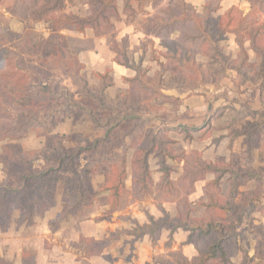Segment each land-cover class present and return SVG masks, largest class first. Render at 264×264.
Returning a JSON list of instances; mask_svg holds the SVG:
<instances>
[{"label":"trees","instance_id":"obj_1","mask_svg":"<svg viewBox=\"0 0 264 264\" xmlns=\"http://www.w3.org/2000/svg\"><path fill=\"white\" fill-rule=\"evenodd\" d=\"M17 1L20 5H33L34 17L44 20L53 18L59 28L80 34L91 30L97 36H104L115 22L121 21L119 0H87L89 15L86 17L75 14L58 17L66 7V1L75 0ZM143 2L122 0L123 12L129 13L132 18L137 17L144 12ZM249 3L264 16V0H249ZM153 10L144 26V34L160 41L161 51L152 56V61L159 67L154 79L161 81L167 75L178 77V80H173L178 86L186 83L193 89L219 84L229 72H236L239 80H234V84L239 88L247 77L243 71L250 67L251 50L256 59L250 80L264 89V21L259 23L253 20L252 15H245L235 7L218 15L221 3L216 0H207L203 12L190 8L187 0H172L170 4L156 0ZM15 12V9L11 10V13ZM231 35L236 37L239 48L235 56L227 55L223 45ZM245 42L249 44V49ZM64 51L68 59L66 73L79 88L76 95L90 99L95 107L83 105L66 89H53L49 95L42 92L34 94L31 91L36 87L30 75L32 70L22 65L18 55L9 56L4 52L6 55L0 54V65L5 62L9 69L8 72H0V95L6 94L4 86H13L17 97H27L30 102L17 114L0 118V142L24 139L31 134L39 139L46 138L52 121L72 112L83 113L82 122L90 121L104 134L94 141L85 140L84 145L76 148H67L60 140L55 142L53 148L21 149L16 152L6 148L2 157L6 161L8 176L15 184L5 182L0 185V227L10 226L15 212L19 213V225L33 227L36 215L44 216L56 203L58 183L64 185L61 199L64 210L58 221L63 222L82 213L95 200L91 191L92 176L101 166L109 165L110 173L103 191L109 195L110 211H123L131 204L150 198L155 191L162 203H178L181 208L176 216H172L161 207L162 217L148 215L149 222L145 225L133 221L132 230L115 231L102 241L86 240L88 256L102 255L112 242L125 236L133 238L129 242L132 247L145 237H149L154 246L163 231L171 233V240L175 233L184 231L189 234L188 244L197 246L206 241L205 248L197 247L198 255L192 260L182 252H176L172 260L162 264H235L233 260L239 255H242V264H264V225L257 224L256 218L257 214H264V180L252 168L209 162L198 151L177 152L175 146L178 141L170 136L176 133L182 136L183 141L192 142L194 133L202 132V140L211 138L216 130L210 121L214 119V113L202 128L178 124L176 127L146 129L154 120L145 117L158 110L152 106V101L163 96L165 88L152 84L154 79L149 76L150 70L144 67L145 52L135 59L126 50L116 51L118 56L115 63L134 71L136 75L123 79L128 85L127 91L109 99L107 90L113 85L109 81L111 71L96 73L98 87L92 90L88 79L82 74L85 65L77 56L69 54L67 49ZM199 57L205 61H200ZM42 87L48 90L47 85ZM59 92L66 97V104L58 109L51 108V101L59 96ZM44 112L45 116L41 119L40 115ZM238 115L259 116L262 121L254 126L248 124L249 128L241 131L234 130L232 123L218 130H228L231 143L237 137L245 136L246 153L251 156L252 142L259 133L258 126L264 125V115L258 111L240 112ZM165 122L161 119L162 124ZM222 139L219 137L215 141ZM130 152H133L131 190L126 185ZM151 158L156 160L161 174L156 187ZM81 160H86L87 164L79 170ZM40 161L44 165L39 170H29ZM176 164H183V173L174 180L173 175L178 173ZM209 176H214V179L204 187L205 199L200 202L204 214L195 217L190 196L195 192L196 184ZM224 180L229 182L225 196L221 194ZM252 182L255 184L254 194H241L240 187ZM250 237L255 242L254 247Z\"/></svg>","mask_w":264,"mask_h":264},{"label":"rangeland","instance_id":"obj_2","mask_svg":"<svg viewBox=\"0 0 264 264\" xmlns=\"http://www.w3.org/2000/svg\"><path fill=\"white\" fill-rule=\"evenodd\" d=\"M156 0H144L143 2V13H140L137 17H130L129 13L123 12L122 0H120V8L121 12V21L115 22L114 26L108 30V33L104 36H97L94 32L86 31L84 34H76L68 29H64L63 27H58L55 24V20L51 19H40L38 16L34 17V7L31 4L20 5L17 0H0V54H5L9 56L18 55L21 58L22 65L32 70L31 79L36 87H34L31 91L34 94H38L42 92L43 94H50L51 90H55L57 88L66 89L70 93L74 94V98L77 101H80L83 105H93L92 101L88 98H82L77 94L79 92V88L73 83L68 74L66 73L65 65L68 61L66 52L67 49L69 54L78 57V51H93L95 49V44H105L108 48L111 49L113 53L116 54V58L118 54L116 51L126 50L128 55L132 58L139 57L140 54L145 52V60L144 67L150 70V77L155 78L157 72H159V67L156 62L152 61V56L154 53L161 51L160 45H156L154 42V38L146 37L144 34V26L149 18L154 12L153 5ZM207 0H187V3L190 8L198 9L201 6H204ZM221 3V0H216ZM172 0H164L165 4H170ZM204 2V4H203ZM250 4V3H249ZM200 6V7H199ZM226 6V5H225ZM224 6V7H225ZM136 8V7H135ZM238 8V7H235ZM15 9V14L11 13V10ZM241 12L245 15L250 14L253 17V20L258 21L259 23L264 21V16L262 13L258 12L257 9L253 8L250 4V11L246 13L245 9L241 10ZM203 12V11H202ZM225 13V12H224ZM68 14H75L81 17H86L89 15V7L87 5V0H75L73 2L66 1V7L61 10L58 14L59 16H64ZM223 14V12H219L218 15ZM122 16H125L122 18ZM130 27V28H127ZM59 28V29H58ZM88 32V33H87ZM127 32H130V36ZM132 32V33H131ZM133 34V35H132ZM127 35V36H126ZM61 36V37H59ZM233 37L228 38L227 42L223 45L225 46V51L227 55L235 56L239 51L238 45L236 43V38ZM103 39H107V41H103ZM158 40V39H156ZM160 42V41H159ZM246 47L248 43L245 42ZM5 54V55H6ZM93 55V54H92ZM95 58L94 56H92ZM79 58V57H78ZM91 59L93 65L85 66L82 74L88 79L90 88L93 90L98 87V80L95 77L96 73H104L106 70L111 71V75L109 81L113 84L110 90V97H115L119 95L121 92V87H128L124 81L121 80V73L115 72L112 69V59L111 55L108 56L107 62L108 65H100L101 63L98 58ZM199 60L204 62L205 59L199 57ZM115 61V59H114ZM103 64V63H101ZM105 64V63H104ZM250 64V62H249ZM251 64L250 67L243 71L244 75H247L246 80L241 87H237L234 84V80H239V74L235 72H229L227 78H225L221 83L212 85L209 84L206 87H196L189 88V85L186 83H181L180 86L177 85L173 80H178V77H171L167 75L165 79L158 81L154 79L153 85L160 86L165 88L163 91V96L158 97L154 101H152V106L156 107L158 110L155 114H151L146 116L145 118H150L154 120L153 124L147 125L146 129L164 127V126H177L181 123V119L188 116V112L181 113L183 111L180 110V97L181 98H194V97H202L203 101L206 99L211 106H220L214 108V118L215 120H210L212 126L216 129L211 138L207 140H202L201 134L202 132L194 133V140L192 142L187 143L186 146L180 144L179 146H175V150L177 152H192L198 151L202 154L203 151L209 150V147H213L212 144H217L215 152L216 157L213 152H211L212 159L215 161H225L228 158L233 161L232 158H235V163L237 166L235 167H246L252 168L248 166V162L251 164L253 160V156L264 157V139H261L262 133H264V126H258L257 130H259L258 135L255 136V140L252 142V152L251 156H248L246 153L247 143L246 137L244 139L243 147L240 150L241 154L230 155L227 154V147L224 145L223 147L219 146V142H216L218 138H214V135L221 137V130L219 128H223L227 123H232V127L234 130L241 131L243 128H249L248 124L256 125L257 122H261L262 119L260 117L246 115L245 117L239 116L238 113L232 110L234 105L238 106V108H242L240 110L241 113L244 114L254 112L247 111L244 107H250L255 102H258V92L260 91L262 94V101L264 103V89H260L258 86L251 83L250 74H251ZM6 67V63L3 62L0 65V72H8ZM235 77V78H234ZM47 85L48 90L43 89L42 86ZM6 94L4 96L0 95V118H4L7 115L17 114V112L22 109L24 106H28L30 99L27 97H17L15 95L16 89L13 86H4ZM127 91V90H126ZM59 96L51 101V108L58 109L63 107L66 104V97L62 94V92L58 93ZM176 94V96H180L179 98L173 97L172 95ZM8 95V97H6ZM112 97V98H113ZM199 101L193 99V104H200ZM227 104V107H225ZM251 104V105H250ZM263 115L264 113L261 112ZM227 114V116H226ZM45 112L40 115V118H44ZM248 117V118H246ZM251 117L252 121H246L245 119H249ZM83 113H67L64 117L59 118L57 120L52 121L49 136L46 138H37L35 134L29 135L24 139H16L14 141L6 140L4 142H0V185L9 182L11 185L15 184V182L9 178L8 176V168L6 165L5 159L2 157L4 150L9 148L13 151L17 150H25L30 151L34 149H40L43 147L53 148L55 142L60 140L62 141L67 148H76L79 145H84L85 140L94 141L97 138H101L103 136V131L97 129L93 126L90 121H83ZM157 119V120H156ZM161 119L166 120L165 123H161ZM259 120V121H258ZM82 122V123H80ZM79 123V124H78ZM4 126V125H3ZM2 126V127H3ZM205 126V125H204ZM257 127V126H256ZM229 132V131H228ZM170 136L174 138H180V135L176 133H171ZM263 136V135H262ZM115 137V135H114ZM211 139L214 143H211ZM207 141V142H206ZM234 142V141H233ZM232 142V143H233ZM231 143V148H232ZM221 147V148H220ZM263 148V150L261 149ZM188 148V150H187ZM187 151H186V150ZM214 154V155H213ZM133 152L129 153L128 160H131ZM226 155V156H225ZM203 156V154H202ZM209 156V155H207ZM220 163V162H215ZM232 163V162H229ZM87 164L86 160L79 161V170ZM233 164V163H232ZM44 165V162H36L35 165L29 168L30 171H37ZM150 165L152 167L153 173L156 166V160L151 158ZM178 168V173L173 175V179L177 180L179 178V172L182 171L183 164H176ZM234 166V165H233ZM182 167V168H181ZM129 170V178L126 182L127 188L131 190L132 188V180H131V166L128 168ZM110 173V166L103 165L101 166L96 174L92 176V186L91 191L95 195V200L93 205L83 211L82 213L71 216L67 220L71 218L78 219L71 223L70 227H66L67 234L70 231H75L77 222L85 221L91 218L92 215L97 214L98 212L102 214L105 218H110L113 213L110 211V205L108 200V193L103 191L104 186L106 185L107 175ZM182 174V173H181ZM208 179V178H207ZM264 180V179H263ZM208 183V182H207ZM206 183V184H207ZM206 186V185H205ZM197 187V184H196ZM229 182L224 180L222 182L221 194L225 196L228 192ZM64 190V185L62 183H58V191H57V199H59L62 203V194ZM255 192V184L252 182L250 184H243L240 187V193H250L254 194ZM201 187L195 189V192L190 196V201L192 202L195 212V217H201L204 214V209L200 206V202L205 199V193L203 189V193ZM200 195L202 196L201 199ZM155 198L160 204L162 202L159 200L157 192L155 191L154 195L151 196ZM150 197V198H151ZM129 200L131 197H127ZM148 198V199H150ZM146 199V200H148ZM145 201V200H144ZM139 203V202H136ZM134 203V204H136ZM178 205V208L181 206ZM133 205V204H131ZM130 205V206H131ZM64 208V204L62 203ZM107 206V207H106ZM128 206V207H130ZM128 207L120 211L124 212L128 209ZM36 218H42L40 214L36 215ZM128 218V217H126ZM257 224L264 225V214H257ZM66 220V221H67ZM59 222L57 220L50 221V228L55 230L60 228L64 223ZM14 226L21 227L19 225V213L15 212L13 216V220L10 226L5 227L1 226L0 230L5 231L9 227ZM75 224V225H74ZM28 232H30L28 230ZM69 232V233H68ZM111 234H109L110 236ZM108 236V237H109ZM252 246H255V242L252 237H250ZM102 241V240H101ZM115 242V241H114ZM112 242V243H114ZM79 245H86L89 251V246L86 244V241L83 239L80 243H74L75 249H80ZM125 245H130L129 242H126ZM131 246V245H130ZM123 249H121V252ZM173 256V255H172ZM172 256L165 260H160V264L172 260ZM254 256V255H253ZM252 256V257H253ZM160 258H157V260ZM241 260L242 264V255L236 257L233 261ZM159 261V260H158ZM0 264H14L13 262H9L5 258H0ZM236 264V263H235Z\"/></svg>","mask_w":264,"mask_h":264},{"label":"crops","instance_id":"obj_3","mask_svg":"<svg viewBox=\"0 0 264 264\" xmlns=\"http://www.w3.org/2000/svg\"><path fill=\"white\" fill-rule=\"evenodd\" d=\"M120 4L121 3L119 0V11L121 13L122 9L120 8ZM232 7H238L241 10L245 9L246 13L250 11L249 0H221V12L224 13ZM197 10L198 12H202L203 6ZM123 17L125 16H122V18ZM72 32L80 35V33L74 31ZM127 33L129 36L131 35L130 32ZM104 40L107 41V39H103V41ZM154 42L156 45L160 44L159 40L155 39ZM247 48L249 49V44ZM77 55L80 62L86 67L88 65H93V62L91 61L93 58L92 56L98 58L99 60L101 59L100 62L103 64L100 63L99 66L105 65V67H107V58L109 55H111L112 63L110 64L112 65V69L115 72L121 73L120 78L122 81L124 78H133L136 75L134 71L117 65L114 61V59H116V54L113 53L110 48L105 46V44H95V49L93 51L80 50L78 51ZM141 55L143 54H140V56ZM249 55V62L251 66H253L256 59L255 54L249 50ZM134 58L137 59V57ZM252 69L253 68H251V72ZM111 88L107 90V96L109 99H114L116 96H112L113 98L110 97ZM127 89L128 87L123 86L121 87L120 92H125ZM172 96L176 98L180 97L176 96V94H173ZM258 97V102H255L252 105L250 104V107L244 108L247 111H258L264 113V103L262 101V94L260 91L258 92ZM201 98L202 97L179 98L181 104L180 110L183 111L181 113H186V111L188 112V116L181 119L182 124L195 128H202L205 123L212 118L214 108L217 109L216 107H220H215L214 105L211 106L206 99L202 101ZM193 99L197 101L200 99V104L194 105ZM225 107H227V104ZM240 109L242 108H238L236 105L232 107V110L235 112L243 111ZM212 120H215V118ZM245 120L254 122L251 117ZM228 133V130L221 131L220 135L223 137V139L220 141L219 146L223 147L225 145L227 147V154L229 157L230 155L232 157V155H237L238 153L241 154L243 151L240 152V150L243 147L242 145L244 143L245 137H237L232 143L231 148V139L228 137ZM219 137L220 136L214 135L213 139ZM174 139L178 141L177 146L180 144H183L184 146L187 145V143L182 140V136H180V138L178 137ZM213 139L210 140L211 143H214L212 141ZM261 139H264V136L261 135ZM212 145L213 147H209L208 151L205 150L202 152L203 158L205 160L209 162L220 163L232 162L234 166H237L235 163V158H232L233 161H231L229 158L225 161H215L214 158L212 159L211 152H213L216 157L215 149L217 144ZM261 149L263 150L262 147ZM129 166H131V160L128 161V168ZM248 166L252 167V169L255 170L262 179H264V157L253 156L252 163L250 164L248 162ZM181 170L182 171L179 172V176L181 173H183V168ZM154 172L155 173L152 171V174L156 187L161 179V174L158 172L157 165L155 166ZM213 179L214 176H209L207 180L197 183V190L201 187L203 193L206 183ZM249 184L252 185V183ZM201 195L199 199L202 198ZM161 207L169 212L172 216H176L180 210L176 203L160 204V202H158L155 198L151 197L148 200L131 205L124 212L113 213L108 219L99 212L97 214L94 213L91 218L83 222H77V227L74 228L75 231H70V233L68 232L69 234H67L65 233L67 229L66 227H70L71 223L77 221L78 219L71 218L65 221L60 228L55 230L51 229L50 221L57 220L64 210L61 201L57 199L50 211L44 216H41L43 217V220L42 218H35V225L33 227H18L17 225L14 226L13 224L5 231L0 230V258H5L14 264H160V260L170 258L176 252H182L186 258L192 260L198 255L197 247L205 248L206 241H202L197 246L188 244L187 242L189 234L184 231H178L175 233L172 237V240L171 233L168 231H163L160 239L154 246L149 237H145L143 240L136 242L133 247L130 245H125L126 242H130L133 239L132 237L125 236L121 240L112 243L102 255L93 257L88 256V248L86 245H79L80 249H75L73 246L74 243H80L82 239L84 241L89 239L101 241L115 231L132 230L134 228L133 221L138 222L140 225H145L149 222L148 215H151L155 218L162 217ZM28 230L30 232H28ZM121 249H123L122 252ZM253 255L254 252L252 251L251 257ZM157 258H160L158 259L159 261ZM235 263L241 264V260L235 261Z\"/></svg>","mask_w":264,"mask_h":264}]
</instances>
